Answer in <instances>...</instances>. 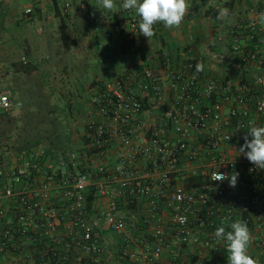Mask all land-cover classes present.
<instances>
[{
    "label": "built area",
    "instance_id": "1",
    "mask_svg": "<svg viewBox=\"0 0 264 264\" xmlns=\"http://www.w3.org/2000/svg\"><path fill=\"white\" fill-rule=\"evenodd\" d=\"M57 2L61 14L67 16L72 0ZM32 11L27 9L25 15ZM256 13L231 29L230 55L215 57L254 72L252 82L207 80L196 71L198 62L187 59L178 70L144 67L128 71L94 98L102 121L89 122L87 149L90 154L109 150L118 138L126 154L113 170L101 164L95 172H83L88 152L53 154L42 145L19 152L11 162L0 154V255L29 264L33 252L24 251L21 242L33 240V232H38L53 246L51 252L37 251L39 264H46L49 255L52 264H101L106 247L88 208V193L94 187L96 197L109 198L108 210L96 220L122 237V256L129 264H159L165 248L199 242L218 253L227 244L217 240L215 230L221 221L229 227L237 220L248 225L252 242L258 243L264 258V169L256 168L244 155L230 156V149L243 145L250 125L264 126V26L259 20L264 3ZM131 28L139 33L138 22ZM166 81L174 91L170 105ZM14 108L11 90H0V122ZM150 111L160 112V120L146 129L143 143L135 146L133 139L144 128L145 114ZM194 138L198 144L192 142ZM137 160L144 162L141 172L133 168ZM216 170L229 176L239 173L237 181L246 194L230 187L228 180L213 181ZM110 182H117L118 187H109ZM53 190L60 194V205ZM126 195L147 199L140 223L118 215L119 199ZM6 202L11 205L5 206ZM164 213L170 214L171 222ZM139 228L143 233L134 236ZM75 248L82 254L71 256ZM198 261L219 264L206 257ZM171 264H181L176 252Z\"/></svg>",
    "mask_w": 264,
    "mask_h": 264
},
{
    "label": "crops",
    "instance_id": "2",
    "mask_svg": "<svg viewBox=\"0 0 264 264\" xmlns=\"http://www.w3.org/2000/svg\"><path fill=\"white\" fill-rule=\"evenodd\" d=\"M115 2L117 10L108 11L101 7L100 0H72L70 13L62 18L60 5L58 2L55 4L54 0H0L1 34L11 31L13 43L16 39L20 40L15 43L17 52L18 49H24L28 59L37 65V69L30 74L12 70L11 74L17 81L14 85L26 86L23 81L25 77L41 73V63L44 61L45 64L47 60L45 56L39 60L36 57L42 50L51 54L50 56L55 58V63L61 64L58 69L60 68L62 74L66 73L69 82L79 90L76 100L71 101L73 116L70 117L68 124L73 139V150L83 154L88 152L86 143L89 137L88 124L93 119L102 121L93 100L105 92L115 78L128 71L142 70L144 67L153 69L166 67L169 70H178L185 65L187 59H194L204 65L202 72L207 80L223 82L232 79L244 84L254 80V72L236 69L231 63L221 62L215 57L230 55L231 29L240 22L254 18L257 15V8L264 3V0H188L189 11L181 26L177 29H168L163 24H157L154 26L155 35L149 40L131 28L134 22L139 23L135 11L123 9L121 6L123 0H115ZM29 8L33 11L26 16L25 12ZM219 8L229 10L227 19L223 21L216 19ZM59 12L61 15H58ZM164 88L167 103L170 105L174 91L167 81L164 83ZM134 93H138L136 88ZM160 117V112L150 111L145 114L144 128L139 129L133 139L135 146L143 143L146 129L157 124ZM192 142L198 144L196 138ZM30 147L1 154L11 162L19 152ZM238 150V148L230 149V156L242 157L243 154H239ZM125 152L122 142L116 138L111 149L88 153L89 156L84 159L82 168H85V171L95 172L97 166L102 164L113 170L119 158L126 154ZM132 165L136 172H141L145 167L142 160H137ZM155 177L157 178L158 174ZM7 181L8 179H5V182ZM108 186L118 187V184L110 182ZM234 188L241 195L246 194L238 181ZM52 195L59 205L63 203L60 194L56 191L53 190ZM119 200L121 210L118 215L126 219H136L140 223L147 209V199L126 195L121 196ZM10 205V202L5 204L7 207ZM108 205L109 198L98 194L91 212V218L98 224L106 247V252L99 261L101 264H126L121 252L124 247L122 237L110 232L96 220L97 216L108 210ZM164 215L167 222H171L170 214L164 213ZM220 226H224L226 231L230 230L226 225ZM142 233L139 228L133 234L138 236ZM33 235V240H22L21 245L24 251L33 252L29 264H39L37 251L45 249L51 252L53 246L47 237H40L38 232H33ZM260 251L261 247L258 243L251 242L249 254L258 261V264H262L260 259L264 260ZM175 252L179 254L181 264H200L198 261L200 257L215 260L219 264H228L226 248L214 253L201 242L184 248H165L159 264H171ZM80 254H82L80 248L70 252L71 256ZM18 262H20L18 258L14 260L11 256L0 255V264H19ZM52 263H54L52 256L49 255L46 264Z\"/></svg>",
    "mask_w": 264,
    "mask_h": 264
},
{
    "label": "rangeland",
    "instance_id": "3",
    "mask_svg": "<svg viewBox=\"0 0 264 264\" xmlns=\"http://www.w3.org/2000/svg\"><path fill=\"white\" fill-rule=\"evenodd\" d=\"M1 32L2 29L0 90H11L16 106L0 122V154L13 153L31 145H42L53 154L79 152L73 150V139L68 128L73 116L71 101L76 100L79 90L69 82L67 74H62L58 69L61 64L55 63V58L42 50L36 57L39 60L45 56L47 60V63H41V73L25 77L23 81L26 86H15L17 81L11 74L13 63L23 58L28 60L29 57L24 49L17 52L15 43L20 40L16 39L13 43L11 31Z\"/></svg>",
    "mask_w": 264,
    "mask_h": 264
},
{
    "label": "clouds",
    "instance_id": "4",
    "mask_svg": "<svg viewBox=\"0 0 264 264\" xmlns=\"http://www.w3.org/2000/svg\"><path fill=\"white\" fill-rule=\"evenodd\" d=\"M100 5L108 11H116L115 0H100ZM122 8L134 10L139 17L138 29L148 40L155 35L154 26L163 24L165 28L177 29L181 26L189 11L188 0H123ZM229 16L227 8L217 10V20H225ZM260 23L264 24V13L260 14ZM204 65L196 64V71L202 72ZM264 107V101L261 102ZM249 136L251 139H249ZM230 139V138H229ZM244 143L240 146L238 153L243 154L258 169H264V126L250 125L248 134L243 137ZM239 173L230 176L217 170L212 174L213 181L228 180L230 187L237 185ZM225 221H221L223 225ZM230 230L226 231L224 226L215 230V237L227 244L228 264H258V261L249 254V246L252 235L248 225L240 220L230 224Z\"/></svg>",
    "mask_w": 264,
    "mask_h": 264
},
{
    "label": "trees",
    "instance_id": "5",
    "mask_svg": "<svg viewBox=\"0 0 264 264\" xmlns=\"http://www.w3.org/2000/svg\"><path fill=\"white\" fill-rule=\"evenodd\" d=\"M54 2H55V4H57V0H54ZM57 10H58V7H57ZM58 15H61L60 12L58 13ZM64 17L65 16L62 15V18H64ZM13 67H14L15 70H17V72H21V73H24V74H30V73H32L33 71H35L37 69V65H35L29 59L26 60V61L22 60L20 62L13 63ZM6 115H8V114H6ZM88 142H89V138L86 139V143L87 144H88ZM87 151H88L89 154L91 153L90 150H87ZM49 152H51V151H49ZM82 171L84 172L85 168H82ZM195 183L196 184H200V180H197V182H195ZM95 194H96V189L93 187V188L90 189V191L88 193V208H89L90 212H92L93 209H94V204H95V201H96V198H97ZM125 262H126V264L130 263L127 258H126Z\"/></svg>",
    "mask_w": 264,
    "mask_h": 264
}]
</instances>
